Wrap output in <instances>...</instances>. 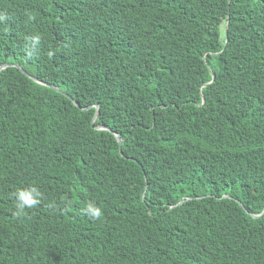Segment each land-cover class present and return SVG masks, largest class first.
Returning a JSON list of instances; mask_svg holds the SVG:
<instances>
[{
    "label": "trees",
    "instance_id": "obj_1",
    "mask_svg": "<svg viewBox=\"0 0 264 264\" xmlns=\"http://www.w3.org/2000/svg\"><path fill=\"white\" fill-rule=\"evenodd\" d=\"M8 63L0 264H264V0H0Z\"/></svg>",
    "mask_w": 264,
    "mask_h": 264
},
{
    "label": "clouds",
    "instance_id": "obj_2",
    "mask_svg": "<svg viewBox=\"0 0 264 264\" xmlns=\"http://www.w3.org/2000/svg\"><path fill=\"white\" fill-rule=\"evenodd\" d=\"M34 43H39V37H34ZM16 196L17 215L21 214L25 208H32L39 202V193L34 189L18 190ZM88 212L91 216L99 218L102 211L95 204L88 205Z\"/></svg>",
    "mask_w": 264,
    "mask_h": 264
},
{
    "label": "water",
    "instance_id": "obj_3",
    "mask_svg": "<svg viewBox=\"0 0 264 264\" xmlns=\"http://www.w3.org/2000/svg\"><path fill=\"white\" fill-rule=\"evenodd\" d=\"M12 65L17 66L16 64H9V63H8V64H4V65H2V66L0 67V70L3 69V68H5V67H7V66H12ZM117 139H118L119 142H121V138H120V137L117 136Z\"/></svg>",
    "mask_w": 264,
    "mask_h": 264
},
{
    "label": "bare ground",
    "instance_id": "obj_4",
    "mask_svg": "<svg viewBox=\"0 0 264 264\" xmlns=\"http://www.w3.org/2000/svg\"><path fill=\"white\" fill-rule=\"evenodd\" d=\"M58 89V88H57ZM59 90V89H58Z\"/></svg>",
    "mask_w": 264,
    "mask_h": 264
}]
</instances>
